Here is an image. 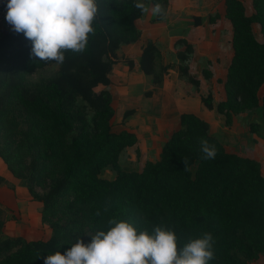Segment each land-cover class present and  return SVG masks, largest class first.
Listing matches in <instances>:
<instances>
[{
    "label": "trees",
    "instance_id": "1",
    "mask_svg": "<svg viewBox=\"0 0 264 264\" xmlns=\"http://www.w3.org/2000/svg\"><path fill=\"white\" fill-rule=\"evenodd\" d=\"M96 2L98 14L86 50L82 54L65 52L62 65L32 55V43L23 33L11 31L0 39V106L22 109L34 121L28 141L40 160L36 173L22 177L27 181L24 185L32 198L33 185L39 184L48 168L57 167L58 181L39 199L43 204L41 222L49 223L46 218L59 213L66 217L49 223L51 236L47 240L27 241L0 234V264H44L45 257L57 251L63 254L78 236L89 243L91 237L85 240L80 233L82 224L67 218L69 211L84 212L85 224L93 234L113 226L108 224L110 219L125 220L138 232L149 234L156 225L167 227L174 231L178 248L211 233L215 258L208 264H244L235 252L248 260L264 255L261 165L226 151L209 133L207 123L195 115H181L180 128L164 143L156 161L146 162L141 171H124L119 166L120 154L135 144L136 137L112 131L110 94L94 89L109 85L108 73L120 45L138 39L134 21L142 12L134 6L135 0ZM252 3L254 13L247 15L241 0H224V16L232 28V58L224 82L226 98L216 110L227 126L232 117L257 108L264 120V93L259 96L264 86V0ZM255 24L260 26L262 42L254 36ZM190 47L186 43L188 51ZM178 55L186 61L183 54ZM159 58L156 46L146 43L140 66L155 84L163 81L168 70L158 64ZM53 65L59 66L57 79L37 90L22 86L20 75ZM180 69L187 75L184 66ZM79 98L86 102L89 116L75 112ZM201 100L206 108H212L210 95ZM250 131L255 132L253 125ZM201 138L215 145V159H201ZM183 157L187 158L186 169ZM0 158L15 177L8 156L0 154ZM105 169L114 172L113 179L101 177Z\"/></svg>",
    "mask_w": 264,
    "mask_h": 264
},
{
    "label": "crops",
    "instance_id": "2",
    "mask_svg": "<svg viewBox=\"0 0 264 264\" xmlns=\"http://www.w3.org/2000/svg\"><path fill=\"white\" fill-rule=\"evenodd\" d=\"M217 1V9L210 11L207 17L203 11L193 15L195 24L191 17L185 16L186 0H169L164 18L142 13L134 21L138 39L121 44L115 51V61L108 73L109 85H99L95 89L107 90L110 94L112 131H126L136 137L135 144L124 149L119 156L122 170L141 171L146 162L156 161L164 143L180 128L182 114L195 115L207 123L209 133H213L210 134L222 144L221 138L213 132V126L224 119L216 108L226 98L224 82L232 58V28L224 16V0ZM143 2L149 6L155 4L151 0ZM11 31L9 23L0 26V39ZM199 36L203 38L198 40ZM178 40L191 46L192 58L189 60L180 59L178 52L183 45L177 44ZM148 42L159 51L158 64L168 66L163 81L156 84L140 66L142 49ZM183 65L188 66V73L197 85L182 79L180 67ZM204 69H208L205 76ZM219 80L222 90L216 87ZM208 95L212 99L211 109L206 108L201 100ZM40 205L31 198L23 181L17 180L0 158V207L14 215L3 228L5 235L27 241L47 240L51 230L41 222Z\"/></svg>",
    "mask_w": 264,
    "mask_h": 264
},
{
    "label": "clouds",
    "instance_id": "3",
    "mask_svg": "<svg viewBox=\"0 0 264 264\" xmlns=\"http://www.w3.org/2000/svg\"><path fill=\"white\" fill-rule=\"evenodd\" d=\"M134 6L143 14L166 16L160 3L149 6L137 0ZM7 9L6 21L31 41L32 55L57 65L64 63L65 52L82 54L86 50L98 14L96 0H8ZM200 145L201 159H215L214 144L201 138ZM183 160L186 169L187 158ZM108 224L113 226L90 235L89 243L78 236L63 254L57 251L45 257L44 264H208L215 258V240L208 232L178 248L174 231L167 227L156 225L149 234L138 232L125 220L110 219Z\"/></svg>",
    "mask_w": 264,
    "mask_h": 264
},
{
    "label": "rangeland",
    "instance_id": "4",
    "mask_svg": "<svg viewBox=\"0 0 264 264\" xmlns=\"http://www.w3.org/2000/svg\"><path fill=\"white\" fill-rule=\"evenodd\" d=\"M186 1L187 6L184 7V12L187 15L185 16H189V18L191 17L193 24H195L196 19L193 16L194 14H199V12L203 11L207 17L210 14L209 12H212L213 9L216 10L217 5L219 4V1L217 0ZM252 1L253 0H241L247 15H251L254 13ZM157 3L162 4L166 10L169 0H157ZM176 5L178 6L177 2ZM214 32H216V30ZM253 33L255 38L259 42H262L263 37L259 25H253ZM213 36L215 37L216 35L213 34ZM202 38V36H199L198 40H201ZM181 41L183 40L177 41V44L182 43L181 45H183L182 50L178 53L183 54L186 57L185 60H189L191 57L192 48L190 47L191 49L190 51H188V49H186V43H183ZM195 45L198 46L199 43H195ZM183 66L185 69H187V75H184L182 72H180L182 73V79L185 81L190 80L194 82L195 80L192 79L188 73V66ZM204 72L203 75L205 76L206 72H208V69H204ZM59 73V66L53 65L29 74L20 75L19 79H22V86H24L25 88L37 90L44 84L57 79L59 77ZM216 85L217 90H222L221 80L217 81ZM263 90L264 87H262V89L260 90L259 95H262ZM94 92L99 91L98 89H94ZM1 96L2 94L0 93V97ZM74 106L76 107L75 112L79 113L83 117L90 115V111L87 107L86 102H84L81 98L77 99V101L74 103ZM251 125H253L255 128L254 133L250 131ZM33 130L34 121L22 109L15 108V106H11L8 109L4 105L0 106V154L8 156V160L11 163V166L14 168L15 178L17 180L23 181V183L27 182L22 178L23 176H31L33 173H36L34 172V170L40 160L38 151L34 147H32V145L28 141V133L32 132ZM213 132H216L221 138L220 141L222 142L226 151L242 157H248L254 160L257 159L256 161H258L259 159L260 161L258 162L260 163V165H263L262 168L264 169V120L261 117L260 108H257L251 112L237 115L236 117H232V121L228 126L225 125L223 119L222 123L213 126ZM58 173L59 169L57 167L48 168L42 174L39 184L33 185L32 198L34 199V201H37L41 204V209L43 204L39 201V199L44 198L46 194L54 187V185L58 181ZM101 177L109 180L113 179L114 172L111 169H105L102 172ZM59 204L60 203H58L57 206H59ZM0 210V234L9 237L5 235L3 228L8 221H11L14 215L9 213L4 208H0ZM67 216V218H74L76 222L82 224L80 233L83 239L86 240L91 237L90 235H92L93 232L90 230L87 224H85L86 216L84 212L69 211ZM57 218L64 219L66 217L62 216V214L59 213L56 216L47 217L46 219L49 220V223H52ZM3 220L5 221L1 227V221ZM45 222L46 223L43 224L47 228H49V230H51L49 223H47V221ZM9 231L10 233H12V228H10ZM235 253L244 262V264H264L263 254H257L252 259L248 260L245 259L242 254L238 252Z\"/></svg>",
    "mask_w": 264,
    "mask_h": 264
},
{
    "label": "built area",
    "instance_id": "5",
    "mask_svg": "<svg viewBox=\"0 0 264 264\" xmlns=\"http://www.w3.org/2000/svg\"><path fill=\"white\" fill-rule=\"evenodd\" d=\"M0 2H1V5H0V26H2V25L8 24V22L5 19L7 11H8V9H7L8 0H0Z\"/></svg>",
    "mask_w": 264,
    "mask_h": 264
}]
</instances>
